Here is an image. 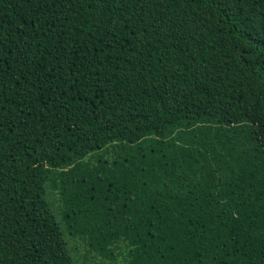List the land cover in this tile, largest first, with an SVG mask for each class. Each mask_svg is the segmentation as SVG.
I'll return each instance as SVG.
<instances>
[{
	"label": "trees",
	"instance_id": "16d2710c",
	"mask_svg": "<svg viewBox=\"0 0 264 264\" xmlns=\"http://www.w3.org/2000/svg\"><path fill=\"white\" fill-rule=\"evenodd\" d=\"M78 247L264 264V0H0V264Z\"/></svg>",
	"mask_w": 264,
	"mask_h": 264
},
{
	"label": "rangeland",
	"instance_id": "374dc122",
	"mask_svg": "<svg viewBox=\"0 0 264 264\" xmlns=\"http://www.w3.org/2000/svg\"><path fill=\"white\" fill-rule=\"evenodd\" d=\"M57 205V204H55ZM78 242L77 240H70V245H73L74 243ZM86 252V249L84 248H81V247H78V251L76 252L75 254V258L78 260V263L79 264H82V259L80 258L82 255H84ZM88 259H89V262L88 264H124L123 263V260H122V257H118L116 260L114 261H110V262H105V263H102L100 262L101 260L97 257V256H93L91 254L88 255ZM94 259V261H93Z\"/></svg>",
	"mask_w": 264,
	"mask_h": 264
}]
</instances>
